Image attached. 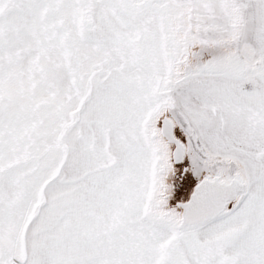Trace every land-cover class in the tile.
Segmentation results:
<instances>
[{
  "label": "snow or ice",
  "instance_id": "6c2138e0",
  "mask_svg": "<svg viewBox=\"0 0 264 264\" xmlns=\"http://www.w3.org/2000/svg\"><path fill=\"white\" fill-rule=\"evenodd\" d=\"M0 264H264V0H0Z\"/></svg>",
  "mask_w": 264,
  "mask_h": 264
}]
</instances>
